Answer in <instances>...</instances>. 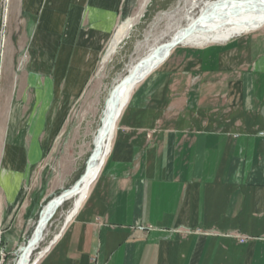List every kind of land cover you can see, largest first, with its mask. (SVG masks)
<instances>
[{
	"label": "crops",
	"instance_id": "0c3cea01",
	"mask_svg": "<svg viewBox=\"0 0 264 264\" xmlns=\"http://www.w3.org/2000/svg\"><path fill=\"white\" fill-rule=\"evenodd\" d=\"M125 3L0 0L7 232L37 212L43 197L26 188ZM141 81L77 215L32 264H264V24L177 45Z\"/></svg>",
	"mask_w": 264,
	"mask_h": 264
},
{
	"label": "rangeland",
	"instance_id": "374dc122",
	"mask_svg": "<svg viewBox=\"0 0 264 264\" xmlns=\"http://www.w3.org/2000/svg\"><path fill=\"white\" fill-rule=\"evenodd\" d=\"M206 1L208 0H126L127 15L121 18L115 31L105 41L78 94L63 109V116L57 120L59 126L52 135L45 158L34 170L26 188V193H35L43 197L37 212L28 221L19 224L14 230L8 231L11 232V236L9 235L7 240L4 235L8 233V228L2 224V247L5 252L3 264L14 263L18 250L33 232L42 207L51 198L70 188L85 171L86 162L94 148V138L101 125L103 110L113 87L128 74L130 66L142 58L149 49L166 42L178 28L187 23L189 18L195 17ZM5 28V22H2L0 34H4ZM26 59L27 50L24 49L18 55V66H22ZM20 72L18 70L16 74L19 75ZM5 77L6 75L2 77L0 68V99L3 93L2 85L6 84ZM141 83L142 81L133 84L131 90L135 88L131 98ZM118 113L109 129V135H107L102 149L98 173L90 180L82 196L99 174L108 151L111 131L116 123ZM75 199H79V197L68 199L58 207L54 216L47 223L43 231V239L39 241V247L33 251L28 264L37 260L35 255L62 227L66 213ZM4 243H8V246L4 247Z\"/></svg>",
	"mask_w": 264,
	"mask_h": 264
},
{
	"label": "bare ground",
	"instance_id": "6f19581e",
	"mask_svg": "<svg viewBox=\"0 0 264 264\" xmlns=\"http://www.w3.org/2000/svg\"><path fill=\"white\" fill-rule=\"evenodd\" d=\"M263 24L264 0H208L201 6L199 13L195 17L189 18L187 23L178 28L166 42L152 47L142 58L132 64L128 69V74L113 87L107 98L101 125L93 141L94 148L90 154L91 158L89 157V167L70 188L51 198L42 207L40 222L36 223L30 237L18 250L17 258L13 264L29 263L33 251L39 247L38 243L43 239V231L51 218L46 224L45 221L59 199L64 198L60 207L66 200L79 197L73 201L67 211L63 222L64 226L77 215L83 201L82 193L88 187L90 180L98 173L102 149L107 135H109V129L119 109L124 106L128 93L136 81L146 76L161 60H164L177 44L201 45L217 42L255 27H261ZM172 44L174 46H171ZM113 91L114 93H112ZM56 238L42 247L35 257L41 258Z\"/></svg>",
	"mask_w": 264,
	"mask_h": 264
},
{
	"label": "built area",
	"instance_id": "2783aa9c",
	"mask_svg": "<svg viewBox=\"0 0 264 264\" xmlns=\"http://www.w3.org/2000/svg\"><path fill=\"white\" fill-rule=\"evenodd\" d=\"M0 38H1V44H2V39L4 38V34H0ZM73 219L71 221H69V223L67 225H65V226L62 225V227L57 231V233L54 234L52 239H54L55 237H57V238L55 239L54 243L50 246V248L44 253L43 256H45L51 250V248L59 241V239L62 237L64 231L67 229L69 224L73 221ZM2 233H3V226H2V223L0 222V264H3V261L5 259V252H4V249L2 247ZM207 233H211V232H207ZM236 237L241 242H246L249 239V237H247V236H243V237L236 236ZM52 239L49 242H51Z\"/></svg>",
	"mask_w": 264,
	"mask_h": 264
},
{
	"label": "water",
	"instance_id": "95a60500",
	"mask_svg": "<svg viewBox=\"0 0 264 264\" xmlns=\"http://www.w3.org/2000/svg\"><path fill=\"white\" fill-rule=\"evenodd\" d=\"M174 44V43H173ZM171 45V46H174V45ZM112 93H114V91L112 92ZM113 95V94H112ZM109 119V118H108ZM107 122H109V121H107ZM106 123V122H105ZM108 124V123H107ZM110 124V123H109ZM90 158H91V156H89ZM90 158H88V160H87V162H86V167H85V170H87V168L89 167V160H90ZM63 200H64V198H62V199H59L58 200V202L54 205V208H53V210L51 211V213H50V215H49V217L46 219V221H45V224H46V222L50 219V218H52V216H54V214H55V212H56V210L58 209V207H59V205L63 202ZM53 201V200H52ZM50 203V202H49ZM52 203V202H51ZM40 214H41V211H40V213H39V217H38V221H37V223H39L40 222V220H41V216H40Z\"/></svg>",
	"mask_w": 264,
	"mask_h": 264
},
{
	"label": "trees",
	"instance_id": "16d2710c",
	"mask_svg": "<svg viewBox=\"0 0 264 264\" xmlns=\"http://www.w3.org/2000/svg\"><path fill=\"white\" fill-rule=\"evenodd\" d=\"M127 9L125 8L124 11H123V16H126L127 15Z\"/></svg>",
	"mask_w": 264,
	"mask_h": 264
}]
</instances>
